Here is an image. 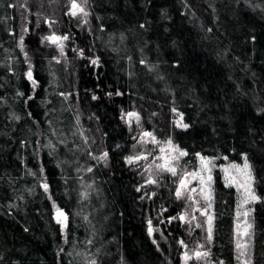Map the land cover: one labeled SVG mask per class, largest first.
I'll list each match as a JSON object with an SVG mask.
<instances>
[{"label":"trees","instance_id":"1","mask_svg":"<svg viewBox=\"0 0 264 264\" xmlns=\"http://www.w3.org/2000/svg\"><path fill=\"white\" fill-rule=\"evenodd\" d=\"M25 3L26 8L20 7ZM97 3L101 6L94 8L90 25H83L79 18L65 15L68 0H0V65L12 69L0 67V96L7 98V103L0 101V255L5 257L0 264H83V257L76 253L87 250L91 255L97 249L101 264H121L122 258L123 264H180L179 241L188 239L191 243L194 239L179 221L167 222L168 217L178 213L176 204H171L168 198L172 192L141 200L144 192L135 189L147 174L144 172L147 161L133 165L124 162L128 155L147 153L148 145L137 143L143 130L152 132L159 140L171 137L188 151L186 158L192 163L197 161L195 152L219 159L227 156L228 160L238 162L239 153L249 151L258 168L256 191L261 201L252 207L250 222L254 236L246 240L251 244L247 251L253 264H264V179H261L264 170H260L264 169V159L251 146L253 138L260 141L264 134V117L257 115V110L264 108V11H261L264 0H252L253 5H260L255 8L245 6L244 0L239 5L235 0H187L188 8L184 7V0L150 3L97 0ZM9 4L16 7H8ZM209 4L216 7L215 14ZM161 9L167 10L170 19H161ZM96 15L103 20H96ZM45 19L56 23L49 28ZM145 20L151 21L147 32L135 28ZM101 23L104 32L98 30ZM201 25L212 27L213 33L202 31ZM25 26L27 33L22 32ZM129 28L134 31H127ZM52 32L69 35L64 56L58 49L40 44V38ZM121 32L127 36L123 43L119 39ZM21 35L25 37V50L39 80L35 99L28 105L15 98L17 88L31 90L23 78L27 63L17 47ZM252 35L257 38L255 43ZM144 40L148 46L141 53ZM173 41L177 46H173ZM226 47L230 54L225 61H219L217 52ZM81 48L85 58L73 51ZM142 55L150 63L160 64V74L176 91L175 106L185 113L186 122L195 121L187 132L173 126L172 121L178 117L170 111V93L163 91L164 82L156 80L154 73H148L139 64ZM54 56L60 63L52 59ZM96 56L100 57L99 67L90 65L87 59ZM177 61L181 64L179 70L171 67ZM236 84L240 85V92L236 91ZM117 90L124 94L107 95ZM61 91L72 95L64 100L56 94ZM93 94L99 99L92 100ZM197 97L199 102L194 103ZM224 101L230 102L227 109L223 107ZM122 110L139 112V126L133 120L129 129L121 119ZM13 111L25 118L19 123L10 120L9 113ZM27 111L40 122L39 128L27 119ZM153 112L158 115L153 116ZM48 119L63 132L71 147L79 146L75 157L60 145L53 156L48 155L47 148H40L38 157L33 156L38 147L36 141L48 142ZM94 126L95 132L90 134L87 128ZM81 131L88 144L79 135ZM74 132L76 135H72ZM51 139L55 143L58 137ZM23 140L28 141L27 146H22ZM88 151L96 155L108 151V166L96 164ZM74 159L84 167L94 165L93 173H77L75 163L56 166L60 161ZM41 163L45 168L42 175L28 174L29 169L38 172ZM45 177L50 185L48 193L40 187ZM93 182L95 191L89 190L91 199L82 202L81 184ZM213 192L212 240L203 239L201 244L211 253L208 259L241 264L235 239L237 191L225 187L222 175L215 172ZM53 204L69 215V243L64 242L60 233ZM165 205L169 208L162 212ZM77 212L81 215L77 216ZM83 215L89 216L96 232L94 246L87 249L85 240L93 229L82 220ZM148 219L163 232V237L160 234L153 237L160 251L147 235ZM160 220L165 223H159ZM60 248L64 251L59 252Z\"/></svg>","mask_w":264,"mask_h":264},{"label":"snow or ice","instance_id":"2","mask_svg":"<svg viewBox=\"0 0 264 264\" xmlns=\"http://www.w3.org/2000/svg\"><path fill=\"white\" fill-rule=\"evenodd\" d=\"M150 3L151 0H148ZM69 7L65 15H69L72 18H79L82 21L83 25H90V18L93 17L94 14V8L95 7H100L101 4L97 3V0H68ZM235 3L239 5L241 3V0H235ZM244 4L247 7H260V5H253L252 0H244ZM8 7H16L14 4H9ZM20 7L26 8L27 5L22 4ZM184 7L188 8L190 5L187 3V0H184ZM209 7L211 8L213 14L217 12V9L214 5L209 4ZM261 11H264V8H261ZM181 15H184V13H181ZM160 16L162 20L165 19H170L168 12L166 9H161L160 11ZM26 19V18H25ZM95 19L98 21H102L103 17L96 15ZM218 20L219 18L216 17ZM49 28H51L52 24L56 23L55 20H50V19H45L44 21ZM151 26V21L145 20L142 23H138L135 28H138L139 30H143V32H147L149 30V27ZM36 27L39 28L40 24L39 21H37ZM202 31L206 32L207 34H212L213 33V28L212 27H207L205 28L203 25H201ZM98 30L100 32L106 31L105 26L103 23L98 25ZM92 29L89 27V32H91ZM127 31L132 32L134 31V28H129ZM165 32H168L169 29L165 27L164 29ZM22 32L27 33L28 28L22 27ZM113 36H115V33H113ZM70 39L69 35H57L55 32H52L50 35H45L40 38V44L43 45L45 42H49L51 45H55L56 48L59 51V54L61 56L65 55V42ZM119 39L121 43H123L126 39L127 36L124 32H121L119 34ZM205 39H208L206 36ZM256 36L252 35L251 40L253 43L256 41ZM111 37L109 40V43H111ZM173 46H177L176 41H173ZM148 46V41L144 40L143 41V47L140 48L141 53H143L144 48ZM17 47L20 49V51L24 55V61L27 63V70L23 73V78L30 84V92H25L20 90L19 88L16 89L15 91V98L18 99L20 102H22L24 105H28L29 101H33L35 99V93L36 89L39 87V80L36 78L34 75V66L31 63L30 57L28 55V52L25 50V37L24 35H21L19 37ZM159 47V46H157ZM115 51V49H113ZM74 52H78V56L80 58H85L84 57V49H73ZM230 54V49L227 47L224 48L223 50L217 52V57L219 61H225ZM52 59L56 60V63H60V60L57 59L55 56L52 57ZM89 60L90 65L94 67H99L100 66V57L96 56L94 58H87ZM128 60L131 62L132 57L129 56ZM235 60L238 63H242L239 60V57H235ZM139 64L143 66L144 68L147 69L148 73L150 74H155L156 80L160 82L165 83V87L163 91L170 93L171 96V113L175 116L178 117L177 119H174L172 121V124L175 128L181 129L184 132H187L189 129L194 127L195 121L191 122H186L185 121V113L182 111H179L177 109L176 105V91L174 89H171L170 86L166 83V77L164 75L160 74V64L158 63H150L146 58L141 56V59L139 60ZM0 67H6L8 71H12L11 67L9 65H0ZM172 68L179 70L181 67V64L179 61L171 65ZM13 75H15V72H12ZM131 76L132 73H129ZM228 79H232L231 76L228 77ZM2 87V85H0ZM236 91L240 92L241 88L239 84L235 85ZM190 91H192L190 89ZM60 97H62L64 100H67L69 96L72 95V93H65L63 91L56 93ZM115 94L116 96H122L124 93L117 90L115 93L113 92H108L107 95L109 97L113 96ZM92 100H98L99 97L95 94L91 96ZM0 101H3L4 103H7V98L4 96H0ZM46 103H51V101H45ZM199 102V97L196 98L194 103ZM229 101H224L223 107L225 109L228 108ZM206 107V105H205ZM203 108H200V111H203ZM54 111V110H53ZM26 117L27 119H30L34 125L39 128L40 122L37 121L33 117V113L31 111L26 112ZM45 115H49L48 112L45 113ZM153 116L158 115V113L153 112ZM257 115L264 117V108H259L257 110ZM9 118L12 121H15L19 123L22 119L25 117H22L21 115H18L15 111L9 113ZM92 117H89L91 119ZM121 119L125 121V123L129 126V129H131L133 120H135L137 126L140 124L141 120V115L137 111H128L124 112L123 110L121 111ZM80 120L79 116H76V125L79 126ZM47 125H48V130H49V139L46 144H40V141H36L37 144V150L33 152L34 157H38L39 149L40 148H47L48 155L53 156L57 151H58V145L63 146L68 150L69 153L72 154L73 157H75L76 152L80 151L79 146H76L75 148L71 147L67 140L63 138L64 134L62 131H58L56 127H54L53 120L48 119L47 120ZM31 131V129H29ZM249 132L251 133L252 130L249 129ZM36 135L37 133H33ZM72 135H76V133H72ZM79 135L83 138L84 144H88V139L84 137V133L81 131L79 132ZM51 137H58L56 142L54 143ZM144 138H147V141H145ZM135 140L136 137H133ZM94 142V141H93ZM152 143L155 144L159 147V152L160 155H153V153H136L132 155H128L124 158V162L128 165H133V164H138L140 161H148L149 156L153 155V159L150 163L147 164V166L144 168V172L148 173V177L145 181V184L147 185H158V180L153 176L152 170L155 169L158 174L161 173H170L171 176L176 177L179 175L178 170H177V165L179 164V161L187 157L189 155L188 151L185 149L180 148L178 145H175L173 143V140L171 137H169L167 140L161 142L158 141L156 136L152 132L148 131H143L141 133L140 139L137 141V143L143 145L144 143ZM161 143H163L165 146H160ZM22 146H27L28 141L23 140L21 141ZM251 146L256 147V151L259 153L260 157L264 159V134L261 135L260 141H256L254 138L251 141ZM117 148L120 147V145L116 146ZM136 145H133V148L135 149ZM232 151L235 152L236 149L235 147L232 148ZM87 155L92 161H95L96 164L103 163L105 167L108 166V159H109V152L108 151H102L98 155L93 154L92 151H88ZM195 158L199 161V168L196 171L192 172H187L185 171L182 176H180L179 179V184L175 188V196L177 199L182 198L186 192L190 193H195L197 192V188L195 187H189V184L191 181H198L199 184V191L202 196L206 200L209 201L208 207H211V185L213 183V169L216 167L215 161L219 159L218 156H205L202 155L200 152H195L194 153ZM239 156L241 160L243 161L242 164L231 162L227 165L221 166V171L224 173V181H225V187H235L238 194H239V202L237 205V218H239L241 215L244 217H248L250 215L251 211H254V209H247L244 210L243 212L240 211L241 208H244L247 205H251L256 202L261 201V196L256 194L254 185L257 183V175H258V168L254 164L253 160L250 158V153L247 150L241 151L239 153ZM224 160H228L227 156L223 157ZM70 163H75L76 164V171L77 173H80L81 171L87 172V173H93L94 171V165H87L86 167L81 166L79 164L78 159H74L72 161L69 160H64L60 161L57 163V167H61L62 165L65 164H70ZM264 170V169H260ZM45 172L44 165L41 163L38 169V172H33L30 169L28 170V174L32 176H37V175H42ZM143 175V173H141ZM79 179L83 181L84 177L80 176ZM261 179H264V177H261ZM145 184H141L140 186L136 187V192H141L145 188ZM40 187H42L43 191L45 193L49 192L50 185L47 183L46 177L44 180L40 183ZM81 191L79 192V197L80 200L83 201H88L91 199V191H95L94 188V182L90 184H81ZM30 191V190H29ZM156 193L153 192L151 195H149L147 192L144 193L140 197L141 200L145 199L147 196L149 199H151L153 196H155ZM20 199H23V197H20ZM49 199H51V196H49ZM187 199L192 200L193 204H198L199 201L195 200L193 196L188 195ZM12 207V205H10ZM53 207L55 208V220L58 225H60V233L64 238L65 243H69V232H70V227H69V215L66 213L64 210L61 208L57 207L55 204H53ZM195 211H200L199 208H196ZM162 212H167L166 208L162 209ZM202 215L206 214L205 212L201 213ZM77 216H80L81 213L77 212ZM123 215V213H121ZM179 219L180 221H186V217L184 214L177 216H170L168 217L167 222L171 223L173 220ZM192 219H195V216L192 217ZM212 216H208V234H207V240L210 242L212 240ZM82 220L89 225L93 231L89 237L86 238L85 240V246L86 249L88 246H94L95 244V226L92 225L91 220L89 219L88 215H83ZM159 223L163 224L165 223L164 220H160ZM197 227H200L199 224L196 225ZM240 225H237V229H240ZM253 229V224L247 222L245 220L244 226H243V231L239 232L238 231V236H243L246 238H252L254 236V233L251 231ZM25 232L28 231V228L24 229ZM160 231V229H156L153 226V222L151 219L147 220V235L148 237L152 238V244L156 245L157 251H160V245L157 242V240L154 237V233ZM161 237H163V232L160 231ZM179 244L185 249L183 255H182V260L184 261V264H188V261H190L193 256L197 260L199 259H204L206 261V264H210V261L208 258L211 256L210 251L208 250H203L205 248L204 245H198L197 250H195L191 255L189 254V251L187 250V245L184 243L183 240L179 241ZM251 247V244L245 242L241 243L240 240H237L236 242V248L239 252L238 259L243 257L242 264H253L252 260L249 258L248 255V249ZM64 249L60 248L59 252H63ZM59 252L57 255L59 256ZM69 256L72 255L71 252L68 253ZM77 256H82L83 257V264H101V261L99 259L100 256V249H97L95 253H92L89 255L87 253V250L85 252H77ZM5 260V257L3 255H0V262H3ZM13 264H18V262H13ZM121 264H123V258L121 259ZM216 264H224V261L220 260L217 261Z\"/></svg>","mask_w":264,"mask_h":264},{"label":"rangeland","instance_id":"3","mask_svg":"<svg viewBox=\"0 0 264 264\" xmlns=\"http://www.w3.org/2000/svg\"><path fill=\"white\" fill-rule=\"evenodd\" d=\"M57 35H65V34H57ZM45 44H46V46L50 45L51 47L56 48L55 45H51L49 42H45ZM66 45L68 47V44L65 42V50L67 49ZM94 129H95V126L94 127H88L87 131H89L90 134H92V131L95 132ZM143 131H145V130H143ZM140 136H141V133L138 136L139 139H140ZM144 139H145V141H147V138H144ZM157 140L161 141V142L165 141V140H161V139L160 140L157 139ZM143 145L144 146L148 145L147 153H153V155H157V156L160 155L159 147L157 145L152 144V143H147V142L144 143ZM175 145H177V144H175ZM160 146L163 147L165 145L163 143H161ZM153 155L149 156V160L147 161V164L152 161ZM231 162H235V163H239V164L243 163L242 160L237 162V161L224 160L223 158L217 159L215 161L216 167L213 169V172H212L213 183L211 185V197H212V199H211V207H208L209 201L206 200L204 198V196H202L200 194L198 181H194L193 180L189 184L190 188L191 187L197 188V192H195V193L186 192L184 194V196H182V198H180V199H177L176 196H175V188L179 184L180 176H182L185 171H187V172L196 171L199 168V161L198 160L196 162L192 163L186 157L182 158L179 161V164L177 165V170H178L179 175L176 176V177L171 176L170 173L158 174L157 171L155 169H153L152 170V174L158 180V185H147V184H145V181H146V179L148 177V173L147 172H146L147 174H146L145 178L141 182V184H145V188L142 190L144 193L146 191L150 192V193H153V192L156 193V195L153 196L152 198H154V197L158 198V196L160 194L164 195V193L168 194V192H170V191L172 192L171 195L168 194L169 195L168 198L171 199V201H170L171 204H176V209L178 211L176 216L178 217L179 215L184 214L185 217H186V221L187 222L180 221L178 219L173 220V221H179L182 224L183 227H186L188 229V231L191 232L190 235L194 239L191 242V243H193L191 248L187 249L189 251L190 255L195 250H197V246L198 245L203 243V242H201V241H203V239H207V234H208V216L209 215L212 216V218H213L212 219V228H213V223H214V214H213L214 192H213V185H214L215 172H219L222 175L223 180H224V173L221 171V166L227 165V164H229ZM254 188H255V191H256V185H254ZM256 194H257V191H256ZM188 195L193 196L195 200L199 201V203L198 204H193L192 200L187 199ZM238 202H239V194L237 192V205H238ZM171 204H169L168 206H170ZM166 205H167V203H166ZM253 205H254V203L251 204V205H247L244 208H241L240 211L243 212L244 210L252 209ZM168 206H166V209L169 208ZM196 208H199L200 211H195ZM237 210L238 209L236 208V213H237ZM205 211H206V214L202 215L201 213L205 212ZM251 212H250V215H251ZM250 215L248 217H244L243 215H241L239 218H237V215L235 216V231H236V235H235L236 238L235 239H236V242H237V240H240L241 243H245L246 242L247 238L243 237V236H238L237 233H238V231L239 232L243 231V226H244L245 220H247V222L251 223L250 222ZM193 216H195V219H192ZM197 224H199L200 227H197L196 226ZM238 224L241 226L239 230L237 229V225ZM153 226H154V228L159 229L157 227V225H154V223H153ZM157 234H160L159 231L154 233V237H157ZM183 253H184V251L179 254L180 264H184V261L182 260ZM208 260L210 261V264H216V262L219 261L217 259H208ZM242 260H243V257H241V264H242ZM202 261L204 262V264H206V261L204 259L197 260L195 258V256H193V258L190 261H188V264H200Z\"/></svg>","mask_w":264,"mask_h":264},{"label":"bare ground","instance_id":"4","mask_svg":"<svg viewBox=\"0 0 264 264\" xmlns=\"http://www.w3.org/2000/svg\"><path fill=\"white\" fill-rule=\"evenodd\" d=\"M184 241V243L187 245V249L188 248H191V246H192V244L190 243V241L188 240V239H186V240H183ZM179 249H180V251H185V249L180 245L179 246ZM221 259H219V261H220Z\"/></svg>","mask_w":264,"mask_h":264},{"label":"flooded vegetation","instance_id":"5","mask_svg":"<svg viewBox=\"0 0 264 264\" xmlns=\"http://www.w3.org/2000/svg\"><path fill=\"white\" fill-rule=\"evenodd\" d=\"M201 245V244H200ZM203 250H207L206 248H204Z\"/></svg>","mask_w":264,"mask_h":264}]
</instances>
